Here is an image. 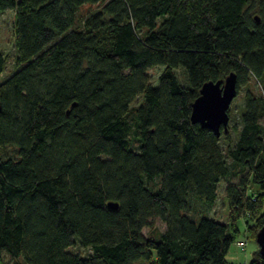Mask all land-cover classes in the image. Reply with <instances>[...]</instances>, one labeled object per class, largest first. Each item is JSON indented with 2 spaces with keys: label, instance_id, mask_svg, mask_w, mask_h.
Masks as SVG:
<instances>
[{
  "label": "trees",
  "instance_id": "1",
  "mask_svg": "<svg viewBox=\"0 0 264 264\" xmlns=\"http://www.w3.org/2000/svg\"><path fill=\"white\" fill-rule=\"evenodd\" d=\"M7 10L15 55L5 77L0 50V264L4 254L10 264H228L240 218L255 241L264 0H0ZM230 72L238 90L254 78L262 93L246 88L237 124L216 136L191 122V104ZM232 177L226 222L209 218ZM154 217L164 230L144 235ZM75 241L87 257L70 251ZM243 264H264L258 245Z\"/></svg>",
  "mask_w": 264,
  "mask_h": 264
},
{
  "label": "rangeland",
  "instance_id": "2",
  "mask_svg": "<svg viewBox=\"0 0 264 264\" xmlns=\"http://www.w3.org/2000/svg\"><path fill=\"white\" fill-rule=\"evenodd\" d=\"M87 9V6H84L81 11L84 12ZM0 50L6 56L7 63L5 70L3 72V76L10 74L14 69V55H15V46L13 40V11L7 10L3 14L0 15ZM162 66L158 65L148 71L151 84L157 85V76L159 75ZM177 75L181 80L184 78V74L182 69H178L176 71ZM2 77L1 79H4ZM246 88H249L256 94L262 93V88L260 84L254 79L251 78L247 85L241 86L238 90L237 95L233 98L230 103L228 114H229V122L228 127L229 130L233 124H237L239 120V112L243 103V94ZM141 101V97H137L131 107H134L139 104ZM131 114L128 115V120L131 121ZM264 125V119L262 120ZM222 145L225 143L222 141ZM228 182H237V179L232 177L229 180H221L217 185V198L212 205V208L209 210L208 214H206L209 218L215 219L220 222H226L227 214H228V205L225 197V187ZM236 227L238 232L234 235L233 240L225 254V258L228 264H243L248 263L251 258L253 251L257 248L256 242L248 237L245 229V220L240 218L236 222ZM165 228L164 223L158 217H154L150 219V225L148 227L143 228L142 233L144 235H155L157 232L163 231ZM76 239V238H75ZM245 241V247L240 248L238 246V241ZM70 251L77 253L83 257H87L90 254V249L87 247H83L80 245L78 241H75L74 244L69 248ZM4 261L6 264H10V257L6 254L3 255Z\"/></svg>",
  "mask_w": 264,
  "mask_h": 264
},
{
  "label": "water",
  "instance_id": "3",
  "mask_svg": "<svg viewBox=\"0 0 264 264\" xmlns=\"http://www.w3.org/2000/svg\"><path fill=\"white\" fill-rule=\"evenodd\" d=\"M258 21V17H254ZM237 80L234 72H230L223 80L206 81L202 84L199 95L191 104L190 120L212 130L219 136L221 129L228 131V109L237 95ZM1 110V107H0ZM110 208L118 207L116 202H108ZM258 251L264 255V223L255 234Z\"/></svg>",
  "mask_w": 264,
  "mask_h": 264
},
{
  "label": "built area",
  "instance_id": "4",
  "mask_svg": "<svg viewBox=\"0 0 264 264\" xmlns=\"http://www.w3.org/2000/svg\"><path fill=\"white\" fill-rule=\"evenodd\" d=\"M237 243H238V246H239L240 248H244V247H245V241L240 240V241H238Z\"/></svg>",
  "mask_w": 264,
  "mask_h": 264
}]
</instances>
